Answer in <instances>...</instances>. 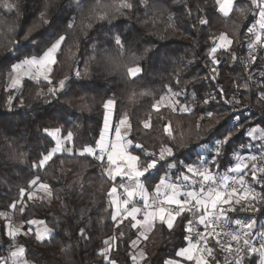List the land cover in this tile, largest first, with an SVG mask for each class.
I'll list each match as a JSON object with an SVG mask.
<instances>
[{
	"label": "snow or ice",
	"instance_id": "snow-or-ice-1",
	"mask_svg": "<svg viewBox=\"0 0 264 264\" xmlns=\"http://www.w3.org/2000/svg\"><path fill=\"white\" fill-rule=\"evenodd\" d=\"M237 3L239 0H214L212 8H207L206 4L196 8L198 18L193 27L198 24L201 29L210 27L212 17L217 14L231 19L230 13H236L241 21L252 19V23L246 25L243 40L236 23L232 24L231 33L208 36L210 43L205 53L208 72L204 79L209 91L200 93L198 86L189 80H184L182 86L181 70L177 69L163 85V94L154 100L146 116L135 125L128 113L123 114L117 123L111 121L117 101L109 97L102 105L104 119L98 139L80 141L74 130L64 132L60 127L44 126L39 130L47 144L30 165L28 175L32 178L17 189L16 197L0 211V221L4 222L0 231L10 241L7 254L0 255V264H34L28 259L31 250L20 244L18 238L27 236L43 244L50 243L59 234L62 227L59 217L52 226H49L47 216L43 219L27 218L32 209L51 205L53 200L59 201L61 209L66 207L65 198L55 193L53 185L35 175L42 169L46 171L55 162L54 158H58L57 154H67L65 159L85 161L81 176L89 169L98 170L100 178L111 185L106 194V211L110 214L114 231L94 250L100 258L99 264H119L121 244L128 249L126 260L131 264H151L146 243L156 230L179 236V245L162 264H264V219H261L264 217V119L257 123L238 115L241 109L249 107L239 94L241 88L250 91L249 82L256 83L254 68L259 69L256 74L258 97L264 101V55H261L264 53V0H246L244 7H237ZM53 4L54 0H34L30 10L23 0H0V13L35 17L27 31L23 24L17 28L0 19V25L7 24L6 34L16 37L2 45L4 54L0 55V67L5 60L9 61L4 91L8 93L10 107L14 100L20 99L15 92L30 81L47 83L46 93L43 90L36 92L38 99L46 100L62 95L71 83L67 76L58 81L53 76L63 45L76 28V18L66 15V8H71V4L60 5L52 11ZM140 5L148 8V0H110L108 3L97 0L95 7L89 10L87 23L82 21L80 27L82 33L94 26L106 33L116 29L118 34L107 42H114L121 59L128 58L126 74L129 82L144 75L145 57L137 56L125 46V34L119 30L122 21L117 22V17L139 12ZM186 7L191 15V5ZM78 10L83 15L82 9ZM155 11L162 15L165 9L160 7ZM167 19L171 21L172 16ZM97 22H107L108 27ZM244 44L247 56L243 58V71L249 82L241 84L239 77L231 81L233 88L229 95V89L219 80L220 66L224 64L225 56L233 62L240 60L234 49ZM98 47L93 45V51ZM144 51L147 53L149 49ZM104 52L107 53L108 49ZM111 62L116 66L114 61ZM75 75L79 77L80 71L77 70ZM189 85L197 90L189 92ZM219 108L228 111L221 113ZM197 111L201 115L195 119L193 128L179 136L180 120H176L174 126L173 121L164 115L167 112L170 116L191 118ZM206 119L214 120V123L205 125ZM242 119L248 122L241 123ZM228 121H232L231 127L216 131L217 126ZM134 132L148 137V140L137 141ZM152 132L157 134L159 143L150 149ZM202 133L206 140L201 139ZM238 134L247 138L246 144L241 142L247 154L233 150L231 158H227L228 148ZM193 136L195 144H191ZM194 148L208 151L206 154L195 152L191 159H177L181 154L178 149ZM20 155L27 156V153ZM20 162L27 163L23 159ZM63 163L61 160L60 175L72 171L70 168L65 170ZM17 212L22 218L19 224L12 220ZM241 213L248 215L239 218ZM82 223L83 215L76 227L78 239L87 242L92 236L88 231L91 217L84 227L79 226ZM125 225L132 231V236L126 237L121 231Z\"/></svg>",
	"mask_w": 264,
	"mask_h": 264
},
{
	"label": "trees",
	"instance_id": "trees-1",
	"mask_svg": "<svg viewBox=\"0 0 264 264\" xmlns=\"http://www.w3.org/2000/svg\"><path fill=\"white\" fill-rule=\"evenodd\" d=\"M23 2L28 4L30 10L33 8L34 0H23ZM96 2L97 0H54L52 11H56L60 5L71 4V8H66V15L76 18V28L71 31L68 42L63 45L58 57L59 64L53 76V79L57 81L67 76L71 81L62 95L47 100L38 99L36 92L43 90L46 93L48 85L46 82L30 81L26 87L15 92L20 99L14 100L10 107L7 103L8 93L4 91L7 86L6 73L9 61L5 60L0 67V211H3L4 205L16 197L17 189L32 178L28 175L30 165L36 154L43 151L47 144V140L39 131L42 127H60L64 132L74 130L80 141L98 139L104 119L102 105L109 97H114L117 101L112 111V122H119L121 116L128 113L135 125L146 116L154 100L163 94V85L169 82V75L177 69L181 70L182 86L184 80H189L198 86L200 93L209 91L208 82L204 79L208 72L205 66V53L210 43L208 36L219 35L221 32L231 33V26L236 23L240 26L239 35L243 40V33L247 30L246 25L252 23L251 18L241 21L236 13H230L231 19L217 14L212 17L210 27L201 29L198 24L193 27L198 18L196 8L204 7L205 4L207 8H212L214 0H148V8L140 5L139 12L117 17V22L122 21L119 24V30L125 34V46L133 50L137 56L145 57L144 75L140 79L129 82L126 74L128 58L121 59L114 42L111 44L107 42L118 34L116 29L106 33L94 26L93 29L80 32L82 21L87 23L89 10L95 7ZM101 2L108 3L110 0H101ZM189 4L191 15H189V8L186 7ZM236 6H246V0H239ZM160 7L165 9L162 15L155 11ZM78 9H82L83 15ZM169 15L172 16L171 21L167 19ZM0 19L7 24H14L17 28L23 24L25 31L35 22L34 16L23 14L17 17L15 14L0 13ZM97 23H104L105 27H108L107 22ZM7 24L0 25V55L4 54L2 45L16 38L14 35L6 34ZM93 45H99V47L93 51ZM104 49H108V52L105 53ZM145 49L149 51L145 53ZM234 51L240 60L233 62L230 57L225 56L224 64L220 66L219 80L229 89V95L233 88L231 81L239 77L241 84L249 82L247 73L243 71V58L247 56L246 44L237 45ZM111 61H114L116 66ZM189 61L193 63L189 64ZM77 70L81 73L79 77L75 75ZM258 71V68L252 69L253 80L256 83L249 82L250 91L241 88L239 98L249 107L241 109L238 113L247 117L249 121L257 123L264 119V101L259 100L257 91ZM194 77L195 80H193ZM194 90L197 89L189 85L188 91ZM141 93H152V95H141ZM224 111L228 109L219 108V112ZM164 115L173 121L174 126L176 120H180V127L177 130V136H179L181 132H190L195 119L201 113L197 111L196 116L191 118L170 116L167 112ZM247 122L241 120V123ZM203 123L212 124L214 120L206 119ZM231 123L232 121L222 123L216 127V131L231 127ZM133 135L136 136L137 141L148 140V137L136 132ZM150 135L149 148L151 149L154 144L158 145L159 138L155 132ZM201 139L206 140L207 137L202 133ZM241 142L246 144L247 138L238 134L228 148L227 158H231L233 150L241 154L246 153ZM195 143L193 136L191 144ZM198 149L187 151L178 149L181 154L177 156V159H191L195 152H199ZM207 151L203 150L202 154H206ZM21 153H27V156H21ZM66 155L57 154L58 158H54L55 162L51 163L46 171L42 169L35 173L50 182L57 195L65 198L66 207L61 209L59 201L53 200L51 205L45 204L32 209L27 217L43 219L47 216L49 226H52L55 218L59 217V223L62 226L59 234L50 243L38 244L34 238L27 236L18 238V242L31 250L28 259L33 260L34 264H99L100 258L94 254V250L103 238L114 231L110 214L106 211L108 208L106 194L111 185L100 178L98 170L89 169L81 176V166L85 161L65 159ZM22 159L27 163H21ZM61 160L64 161L62 167L65 170L72 169L71 172L60 175ZM82 215L84 223L80 224V227L88 223L89 217L92 222L88 228L92 236L87 242L78 239L79 230L76 225ZM245 215L248 214L241 213L239 218ZM13 216L20 221L22 219L18 212ZM3 223L0 221V229ZM121 231L126 237L132 236V231L127 225ZM0 235L4 240L3 246H0V255H2L8 239L4 237L2 231ZM178 245V235H170L166 230H156L151 233L146 243L151 264H162L165 258L174 253ZM127 252L128 249L121 244L118 250L119 264H131L129 260H126Z\"/></svg>",
	"mask_w": 264,
	"mask_h": 264
},
{
	"label": "built area",
	"instance_id": "built-area-1",
	"mask_svg": "<svg viewBox=\"0 0 264 264\" xmlns=\"http://www.w3.org/2000/svg\"><path fill=\"white\" fill-rule=\"evenodd\" d=\"M12 218H14L15 219V217L14 216H12ZM241 218H243V217H241ZM3 237H1L0 236V246H2L3 245ZM9 244H10V241L8 240V243H7V246H6V248H5V251H4V255H6L7 254V252H6V250L8 249V247H9ZM258 259V258H257Z\"/></svg>",
	"mask_w": 264,
	"mask_h": 264
},
{
	"label": "rangeland",
	"instance_id": "rangeland-1",
	"mask_svg": "<svg viewBox=\"0 0 264 264\" xmlns=\"http://www.w3.org/2000/svg\"><path fill=\"white\" fill-rule=\"evenodd\" d=\"M112 116V115H111ZM199 150V152H203V150L202 149H198ZM244 154H246V153H244ZM12 220H13V222L16 220V219H14V218H12ZM1 237H2V235H0ZM3 240V239H2ZM3 244H4V240H3ZM3 246V245H2ZM4 253V252H3ZM2 255H4V254H2Z\"/></svg>",
	"mask_w": 264,
	"mask_h": 264
},
{
	"label": "crops",
	"instance_id": "crops-1",
	"mask_svg": "<svg viewBox=\"0 0 264 264\" xmlns=\"http://www.w3.org/2000/svg\"><path fill=\"white\" fill-rule=\"evenodd\" d=\"M112 121V120H111ZM112 135L114 136V132L112 133ZM139 203H142V202H139ZM14 223H17V224H19V223H21V221L20 220H18V219H16L15 221H14ZM34 228H35V226H33Z\"/></svg>",
	"mask_w": 264,
	"mask_h": 264
}]
</instances>
